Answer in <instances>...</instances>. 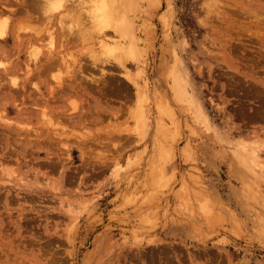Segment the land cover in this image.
I'll return each mask as SVG.
<instances>
[{"label":"rangeland","instance_id":"obj_1","mask_svg":"<svg viewBox=\"0 0 264 264\" xmlns=\"http://www.w3.org/2000/svg\"><path fill=\"white\" fill-rule=\"evenodd\" d=\"M49 2L0 0V264H264V0H127L124 66Z\"/></svg>","mask_w":264,"mask_h":264},{"label":"bare ground","instance_id":"obj_2","mask_svg":"<svg viewBox=\"0 0 264 264\" xmlns=\"http://www.w3.org/2000/svg\"><path fill=\"white\" fill-rule=\"evenodd\" d=\"M92 1H93L92 8H94L93 9L94 15L92 20L90 21H92L91 23H93V26L91 27L94 29L96 34L95 45H97V48H99L97 51L100 56L103 57L108 56L111 59H113V61L115 60L116 62H118L119 65L124 66L122 64L126 57L128 56L131 58L135 57L134 48L136 47L135 41H132L129 38V30L126 26L127 25L126 18L123 12V10L125 9L124 4L125 2L127 3V0H92ZM63 2L64 0H51V2H49L48 8L50 10H56L57 8L63 5ZM6 30H7L6 22L3 23L0 21V38L4 39L6 37ZM108 30H111L112 35L110 34L108 35L106 33ZM51 35L52 34H50L49 35L50 37L48 38L50 42L49 46H52L53 43ZM126 37L130 39L129 46L127 45ZM32 48L33 49L29 52V54L32 57L33 62L37 63L38 62L37 59L39 57L38 52H36L37 47L33 46ZM48 51L50 52V54L48 53L50 56L51 53L53 52H51V50L49 49ZM27 67H29V65ZM29 71H27L26 73H28ZM12 84L18 85L16 84L15 80L12 81ZM44 113L42 112V115H44ZM245 156L247 159H249L250 163H252L254 166L259 168L260 164L262 163L261 160L262 157L255 151V149L247 152Z\"/></svg>","mask_w":264,"mask_h":264}]
</instances>
